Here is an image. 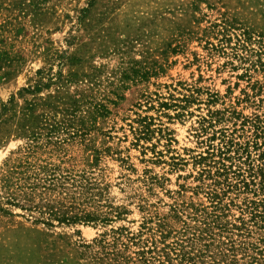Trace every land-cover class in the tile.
<instances>
[{
    "label": "rangeland",
    "instance_id": "rangeland-1",
    "mask_svg": "<svg viewBox=\"0 0 264 264\" xmlns=\"http://www.w3.org/2000/svg\"><path fill=\"white\" fill-rule=\"evenodd\" d=\"M214 111L224 118L201 132ZM254 114L264 0H0V264H91L80 245L118 228L191 233L210 183L193 156ZM5 177H51V197L99 219L13 206Z\"/></svg>",
    "mask_w": 264,
    "mask_h": 264
},
{
    "label": "trees",
    "instance_id": "trees-1",
    "mask_svg": "<svg viewBox=\"0 0 264 264\" xmlns=\"http://www.w3.org/2000/svg\"><path fill=\"white\" fill-rule=\"evenodd\" d=\"M223 114L210 112L199 122L200 131L206 132ZM205 142L204 151L194 155L193 162L200 166L199 188L205 178L210 180L205 193L209 206L202 208V219L195 222L194 231L185 230L180 238L166 243L162 229L144 236L145 230L133 233L118 228L81 244V255L91 264H264V114L243 118L239 128L212 132ZM25 179L28 181L22 185L13 186L4 178L1 188L7 203L36 211L47 221L86 223L99 219L75 208L69 193L51 197L48 191L54 190L53 178L48 177L43 185ZM230 193L234 198L241 196V203L234 204ZM230 205L236 206L239 216L223 222Z\"/></svg>",
    "mask_w": 264,
    "mask_h": 264
}]
</instances>
